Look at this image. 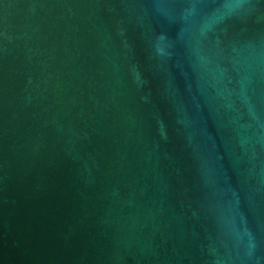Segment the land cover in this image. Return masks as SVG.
Here are the masks:
<instances>
[{
	"label": "water",
	"instance_id": "obj_1",
	"mask_svg": "<svg viewBox=\"0 0 264 264\" xmlns=\"http://www.w3.org/2000/svg\"><path fill=\"white\" fill-rule=\"evenodd\" d=\"M0 264H264V0H0Z\"/></svg>",
	"mask_w": 264,
	"mask_h": 264
}]
</instances>
